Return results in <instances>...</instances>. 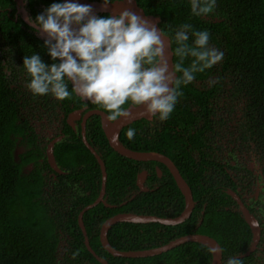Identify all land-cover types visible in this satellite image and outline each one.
<instances>
[{"label":"trees","instance_id":"1","mask_svg":"<svg viewBox=\"0 0 264 264\" xmlns=\"http://www.w3.org/2000/svg\"><path fill=\"white\" fill-rule=\"evenodd\" d=\"M27 1L48 6L61 2ZM136 1L143 13L160 17L159 26L171 40L173 65L179 60L174 55V32L184 23L192 24L195 30H208L209 45L223 51L224 57L211 69L196 74L192 83L182 86L184 95L178 98L168 120L142 118L119 133L123 146L157 151L174 162L196 201L191 215L175 225L117 222L108 230V241L118 250H139L185 234L202 233L220 244L221 264H226L228 258L248 250L252 234L240 212L231 209V204H236L232 196L218 185L219 172H207L206 166L212 162L206 148L212 147L215 132L222 129L220 104L224 102L228 113L236 108L241 113L242 140L253 141L264 154V0H216L214 13L202 17L192 15L190 0ZM48 6L25 8L34 19ZM0 9V264H101L86 248L77 221L79 211L99 194V164L82 142L79 130L74 131L63 121V137L53 144L54 158L62 171L56 172L46 160L49 140L38 135L35 124L42 116L54 115L57 109L64 116L84 105L103 109L75 94L64 101L51 95H33L25 86L28 77L24 56L36 53L46 64L54 61L35 30L20 16L14 18L15 6ZM103 16L109 14L97 17ZM190 62L191 58L186 59L185 66ZM210 79L216 82L209 85ZM129 128L135 129L132 140L126 137ZM85 135L104 161V200L116 205L107 207L99 202L83 214L95 253L108 264H210L209 248L192 241L145 257H116L102 247L99 229L106 218L119 212L176 216L184 207V197L164 164L136 161L114 151L98 115L87 119ZM155 166L161 169L160 176ZM142 169L148 172L146 191H139L136 185ZM52 174L56 175L54 179ZM63 237L69 246L61 258L58 244ZM77 250L79 255L74 258L72 253ZM239 258L243 264H264V251L254 250Z\"/></svg>","mask_w":264,"mask_h":264},{"label":"clouds","instance_id":"2","mask_svg":"<svg viewBox=\"0 0 264 264\" xmlns=\"http://www.w3.org/2000/svg\"><path fill=\"white\" fill-rule=\"evenodd\" d=\"M111 3L103 0L105 8ZM215 8L216 0H190L193 16H208ZM26 22L45 37L44 46L54 61L46 64L36 53L24 56L25 86L30 92L51 95L58 101L75 94L102 108L110 121L127 118L133 107H142L149 117L168 120L178 98L184 95L182 86L224 57L223 51L209 45L208 30H195L192 24L184 23L175 29L173 37L174 55L179 60L170 64L171 40L154 22L129 8L97 17L91 5L63 0L51 3L34 19L26 17ZM188 58L191 62L185 66ZM215 82L208 81L209 85ZM126 137L134 139L135 129L129 128ZM113 140H118V134ZM208 251L213 257L223 253L218 246ZM72 255L75 258L79 251ZM226 264L243 262L231 257Z\"/></svg>","mask_w":264,"mask_h":264},{"label":"water","instance_id":"3","mask_svg":"<svg viewBox=\"0 0 264 264\" xmlns=\"http://www.w3.org/2000/svg\"><path fill=\"white\" fill-rule=\"evenodd\" d=\"M17 3L22 4V0H15ZM63 2V1H62ZM75 2L81 3V4H88L91 5L93 8V14L98 16L100 13H107L109 15H113L117 13L119 10L123 8H129L138 14L150 19L152 22H154L157 27L161 30L159 26L160 17L153 14H145L141 11L139 8L136 0H112V3L108 7L103 6V0H75ZM17 12L21 16V19L27 24L26 17L28 16V13L24 6H17ZM162 31V30H161ZM163 33V32H162ZM164 34V33H163ZM35 35H37L40 39L44 40V36L41 34H38L35 31ZM169 40L170 38L164 34ZM168 57L170 64H172L173 61V51L171 49V44L168 47ZM128 107V106H127ZM91 115H98L100 118V124L101 128L105 134V137L108 141L109 146L119 153L120 155H123L129 159H133L136 161H157L162 164H164L169 172L171 173L177 187L179 188L180 192L182 193L184 197V207L182 211L172 217H165V216H158V215H152V214H140V213H134V212H119L116 213L108 218H106L99 229V240L102 245V247L109 252L111 255L116 257H145V256H153L160 254L162 252H165L175 246H178L180 244H183L185 242H198L201 243L208 248L212 246H218L221 248L220 244L214 239L213 237L202 234V233H190L185 234L179 237H176L170 241H168L165 244H161L156 247L147 248V249H139V250H118L114 248L108 241L107 233L109 228L117 223V222H130V223H159L163 225H175L183 222L185 219H187L195 206L196 201L193 199L192 190L186 180L181 175L179 169L176 167L174 162L165 154L157 152V151H142V150H134L130 149L126 146H123L119 142V133L121 129L132 123L133 121L145 118L147 120H151L153 117H149L145 115L142 107H133L130 115L127 118H118L115 121L108 120L107 113L101 109H91L88 111H85L83 109H76L73 110L68 114V122L72 124L73 119H81V139L84 145L89 149V151L94 155L95 159L97 160V163L99 164L100 171H101V188L99 191V194L97 198L90 204L84 206L77 215V221L78 225L82 230L83 236H84V243L86 245V248L96 257V259L101 264H108L107 260L105 258H102L98 256L95 251L91 248L89 244V239L86 233L85 226L83 224V214L85 211L90 209L91 207L95 206L97 203L102 202L107 207H115L116 205L109 204L104 200V194H105V184H106V168L104 165V161L102 160L100 154L95 150L93 146L89 144V142L86 139L85 135V125L86 120ZM75 127V126H73ZM118 134V140H113V135ZM63 137V135L57 136L54 138L51 142H49L45 149V155L46 160L50 167L61 173L62 171L58 168L54 154H53V144L60 140ZM156 171L158 174H161V169L156 168ZM147 177L146 171H141L137 174L136 177V185L140 191H146L148 188L144 185V180ZM227 193H229L237 202H238V210L241 213V216L245 220V222L248 224L251 234H252V241L250 244V247L245 252L241 253L239 257H243L246 255H249L252 251L255 250L256 245L260 239V227L257 219L248 211V209L245 207L243 202L240 200V198L237 196V194L229 189L227 190ZM134 197V195L132 196ZM126 201L122 202L121 204L125 203ZM222 260V254L219 256H212L210 264H221Z\"/></svg>","mask_w":264,"mask_h":264},{"label":"flooded vegetation","instance_id":"4","mask_svg":"<svg viewBox=\"0 0 264 264\" xmlns=\"http://www.w3.org/2000/svg\"><path fill=\"white\" fill-rule=\"evenodd\" d=\"M62 1L63 0H61V2ZM0 6H15L16 9L14 12V18L16 19L20 16L17 12V6L25 7L48 5L45 3H29L27 0H22V4L17 3L15 0L11 2L8 0H1ZM27 13L28 16H30L28 11ZM220 105L223 112L225 108L223 106L224 102ZM80 109H83L84 112L91 110L88 105H84ZM68 114L67 116H64V113L57 109L54 115L49 117L42 116L40 119L36 120V132L39 136H42L51 142L57 136L62 135V129L64 128L63 121L71 126L74 131L79 130L80 132L81 119H73L71 124L68 122ZM222 114L224 116V121H222L221 125H225V129L223 131L226 133H217V138H214L215 143L212 147L206 148L207 153L210 154V162H212V164H208L206 166V170L207 172H219L216 175V178L219 180L218 185L222 186L226 192L229 189L233 190L248 211L257 219L260 227V239L255 250H259L261 252L264 251V154L256 149L253 141L242 140L244 133L239 129L241 113L237 110V108L231 113L224 112ZM212 148L214 150H212ZM29 167H31V164ZM155 168L159 167L155 166ZM141 171H146L148 176L146 169H142ZM223 172L229 176L228 179L224 176ZM157 175L160 176L161 174L157 173ZM52 176V179L56 177L55 174H52ZM231 186H233V188H231ZM232 199L234 198L232 197ZM234 201L236 204H231V209L233 211H239L238 202L235 199ZM68 246L67 240L63 237L58 244V248L61 251V258H63L66 253Z\"/></svg>","mask_w":264,"mask_h":264},{"label":"rangeland","instance_id":"5","mask_svg":"<svg viewBox=\"0 0 264 264\" xmlns=\"http://www.w3.org/2000/svg\"><path fill=\"white\" fill-rule=\"evenodd\" d=\"M224 112H227L226 108H224L223 113ZM224 129H225V125L222 126V130H218V131L215 132V137L214 138H217V133H222V132L226 133L225 131H223Z\"/></svg>","mask_w":264,"mask_h":264}]
</instances>
